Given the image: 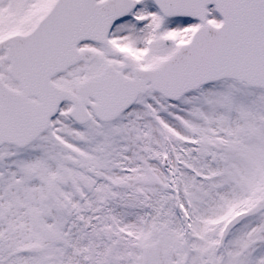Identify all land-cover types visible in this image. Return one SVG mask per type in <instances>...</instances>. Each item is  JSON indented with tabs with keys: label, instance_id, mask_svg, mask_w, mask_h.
I'll list each match as a JSON object with an SVG mask.
<instances>
[{
	"label": "snow or ice",
	"instance_id": "1",
	"mask_svg": "<svg viewBox=\"0 0 264 264\" xmlns=\"http://www.w3.org/2000/svg\"><path fill=\"white\" fill-rule=\"evenodd\" d=\"M0 264H264V0H0Z\"/></svg>",
	"mask_w": 264,
	"mask_h": 264
}]
</instances>
